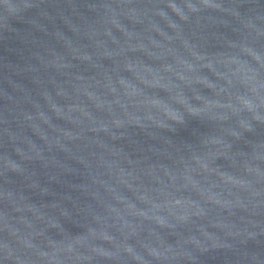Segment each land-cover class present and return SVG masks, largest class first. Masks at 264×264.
I'll use <instances>...</instances> for the list:
<instances>
[{
	"label": "water",
	"instance_id": "water-1",
	"mask_svg": "<svg viewBox=\"0 0 264 264\" xmlns=\"http://www.w3.org/2000/svg\"><path fill=\"white\" fill-rule=\"evenodd\" d=\"M0 264H264V0H0Z\"/></svg>",
	"mask_w": 264,
	"mask_h": 264
}]
</instances>
